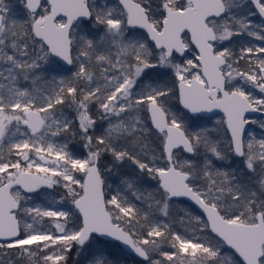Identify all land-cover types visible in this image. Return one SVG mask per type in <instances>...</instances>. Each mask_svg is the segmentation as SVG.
I'll list each match as a JSON object with an SVG mask.
<instances>
[{"label": "snow or ice", "instance_id": "1", "mask_svg": "<svg viewBox=\"0 0 264 264\" xmlns=\"http://www.w3.org/2000/svg\"><path fill=\"white\" fill-rule=\"evenodd\" d=\"M117 252L264 264V0H0V264Z\"/></svg>", "mask_w": 264, "mask_h": 264}, {"label": "trees", "instance_id": "2", "mask_svg": "<svg viewBox=\"0 0 264 264\" xmlns=\"http://www.w3.org/2000/svg\"><path fill=\"white\" fill-rule=\"evenodd\" d=\"M73 147H76V152H77V153H79V154H82V153H83V149H82L78 144H75V143L70 144V148H73ZM41 191L46 192V191H48V190H46V189H41ZM52 191L55 192V193H57V194H61V192H62L63 190H62V189H55V190H52ZM36 199H37V200H42L43 198L37 196ZM193 208H194V207H193ZM195 212H196L197 214H199L196 210H195ZM115 256H116V259L119 261V264H132V259H131L130 257H128V256L126 255V253H119V252H117V253L115 254Z\"/></svg>", "mask_w": 264, "mask_h": 264}, {"label": "rangeland", "instance_id": "3", "mask_svg": "<svg viewBox=\"0 0 264 264\" xmlns=\"http://www.w3.org/2000/svg\"><path fill=\"white\" fill-rule=\"evenodd\" d=\"M256 43H259V42H256ZM254 126H249V128L250 129H252ZM257 133H258V130H257ZM74 153H77L76 152V147H73V148H70ZM125 170H127L126 168L125 169H122V171H125ZM46 190H48V191H46V192H53L52 190H49V189H46ZM53 194L55 195V196H59L60 194H57V193H55V192H53ZM40 200H37V202H39Z\"/></svg>", "mask_w": 264, "mask_h": 264}, {"label": "water", "instance_id": "4", "mask_svg": "<svg viewBox=\"0 0 264 264\" xmlns=\"http://www.w3.org/2000/svg\"><path fill=\"white\" fill-rule=\"evenodd\" d=\"M250 116H255L256 114H249ZM194 207V209H195V206H193ZM198 213H199V210L198 209H195ZM121 247H123V246H121ZM138 259V258H137Z\"/></svg>", "mask_w": 264, "mask_h": 264}]
</instances>
